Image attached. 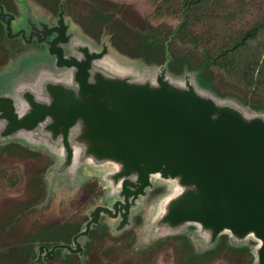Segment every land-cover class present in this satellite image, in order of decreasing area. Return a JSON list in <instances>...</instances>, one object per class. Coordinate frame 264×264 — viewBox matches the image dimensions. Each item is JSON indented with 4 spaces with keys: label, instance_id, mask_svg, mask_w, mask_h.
Returning a JSON list of instances; mask_svg holds the SVG:
<instances>
[{
    "label": "water",
    "instance_id": "obj_1",
    "mask_svg": "<svg viewBox=\"0 0 264 264\" xmlns=\"http://www.w3.org/2000/svg\"><path fill=\"white\" fill-rule=\"evenodd\" d=\"M18 1L11 10L0 2L5 34L26 43L13 44L0 64V151L18 143L48 154L40 172L45 199L69 167L104 166L96 176L108 188L101 196L110 199L89 210L72 243L40 244L29 264L51 259L59 247L85 261L94 227L133 233V212L159 179L176 189L159 201L154 225L167 234L153 244L186 236L197 254L216 249L225 234L223 245L247 248L251 264H264V108L219 92L202 79V67L172 70V36L159 60L125 49L106 25L99 33L89 30L66 0L57 11L36 1L41 14L27 9L23 20ZM29 1L21 0L24 10ZM35 40L39 45L29 44ZM11 73L14 78L5 76ZM84 171L77 174L89 176ZM83 176V185L94 179ZM105 217L115 220L113 227ZM188 224L209 239L204 250L189 232L177 231Z\"/></svg>",
    "mask_w": 264,
    "mask_h": 264
},
{
    "label": "trees",
    "instance_id": "obj_2",
    "mask_svg": "<svg viewBox=\"0 0 264 264\" xmlns=\"http://www.w3.org/2000/svg\"><path fill=\"white\" fill-rule=\"evenodd\" d=\"M56 1L57 4L60 2ZM123 1L125 0H67V4L73 3L77 9L81 7L87 10L89 30L95 32L102 30L104 25L108 26L119 44L127 14L139 19V22L130 27L134 34L129 37L133 42L130 48L159 60L165 59L166 41L172 36L169 41L173 56L169 65L172 70L180 71L187 63L202 67V79L214 82L219 90L242 89L245 94L252 93L253 97L264 91V0H145L144 11L125 5ZM58 8L59 6L54 11ZM93 23L97 26H93ZM175 31L176 34H173ZM215 68L222 72L225 80L217 77ZM222 91L221 93L227 92ZM243 96L241 95L243 99L264 108L263 96L259 97L261 101ZM17 151L37 155L18 143H10L0 151V246H10L2 251L4 247H0V264H13L14 260L29 264L37 256L36 250L40 244L51 247L56 243H72L73 236L88 219L85 217L80 221L65 220L38 225L34 223L23 229L24 209L40 202L45 190L39 169L36 168L30 172V180L34 185L30 196L19 203L13 201L14 198H8L9 193L22 192L28 178L21 164L5 161L9 152L13 154ZM132 235L131 231H126L114 238L112 243L105 244L104 253L109 256L118 251L125 254ZM108 236L104 226L92 228L85 244V257L94 247L102 244V238L105 243ZM175 237L177 243L176 257L172 258L174 264H217V261L225 262L241 257L246 251L250 256L248 264L253 260L249 249L223 245L228 238L225 234L216 249L197 254H193L186 236ZM12 239H17V243H11ZM161 240L156 242V246L162 244L160 242L164 240ZM54 255L60 256L64 264H90V259L83 261L79 253L64 252L62 247L57 248ZM170 260L162 264H172L174 261ZM47 263L41 259L37 264Z\"/></svg>",
    "mask_w": 264,
    "mask_h": 264
},
{
    "label": "rangeland",
    "instance_id": "obj_3",
    "mask_svg": "<svg viewBox=\"0 0 264 264\" xmlns=\"http://www.w3.org/2000/svg\"><path fill=\"white\" fill-rule=\"evenodd\" d=\"M41 2L43 5L47 6L50 10H55L57 6H59V2L57 4L56 0H30L29 4L30 6H26V9H23L21 0H19L20 8L21 11L18 13L19 17L17 19L23 20L25 19V15H27V9L35 12L36 14H41L43 6L39 5L37 2ZM28 2V1H27ZM17 3V2H16ZM125 5H129L131 7L137 8V10L144 11L146 9L145 0H125L123 1ZM30 7V8H29ZM66 9L71 12V14L79 20H84L87 23L86 15H87V10L79 7L78 9L76 8L75 5L72 4H65ZM17 9H19V6L17 4ZM45 10V8H44ZM127 18L125 20V24H123V30L120 35V45H122L125 49L136 52L130 48L132 45V41L129 39L131 37V34H133V31L131 30L132 26H134L137 21L139 22V19H135L134 16H130L129 13L127 14ZM88 25V24H87ZM0 26H2L0 22ZM93 26H97L96 23H93ZM131 27V28H130ZM103 29V28H102ZM102 30H95V32H101ZM106 32L108 34H112V31L108 26H106ZM3 39L1 38L2 33L0 32V46L1 43L6 46L5 49L9 51V49H12L14 46L13 44H26L22 39L13 37L9 38L7 36V33L5 34L4 29H3ZM114 36V35H113ZM170 38V37H169ZM3 40V42H2ZM119 42V41H118ZM30 45H39V43L35 40L32 43H29ZM135 47V46H134ZM8 51L6 53L2 52L0 50V53L4 56V62H6L7 56H8ZM28 60H33L35 59L34 57H27ZM1 64V63H0ZM192 66V65H191ZM195 67V66H192ZM216 69V68H215ZM216 75L219 79L225 80V76L222 75V72L219 69L215 70ZM11 74H6L5 76L9 75V77L12 75ZM15 74H13L11 77L14 78ZM10 77V78H11ZM11 78V79H12ZM228 82V80H227ZM230 83V81H229ZM3 83L0 82V85ZM217 90L221 92L222 90H219L217 85L215 84ZM232 92L236 93L238 95H246L250 99H254L256 101H261L260 98L264 97V91H262L261 95L253 97L252 93H247L245 94L243 90H234V89H226L222 92ZM226 93V92H225ZM243 96V97H244ZM245 96V97H246ZM263 96V97H262ZM260 97V98H259ZM253 103V102H251ZM22 146V145H21ZM24 147V146H23ZM26 148V147H24ZM28 149V148H27ZM31 152L37 153V155H28L26 152H23V154L19 153H13L9 152L5 157V161H12L13 163H19L22 165L23 172L28 176L23 191L22 192H12L9 193L8 198H14L13 201H16V203H19L20 201H25L28 196L31 194L32 188L34 189V185L32 184L30 180V172L33 169H39V173L43 170H45L48 167L49 164V159L50 157L46 152L43 151H35L28 149ZM21 155V156H20ZM81 167V168H80ZM77 167V171H84L85 174H77L76 167L72 166L69 167L65 173L62 174L61 177H59V182L56 179L54 183H52V188L50 195H48L47 199L43 197L41 198L40 202L38 204H34L31 207H27L24 209V205L22 209L23 211V220H22V226L24 228H28L32 226L34 223L35 225H38L40 223H54L57 221H65V220H82L85 217H89V210L93 208L96 204L101 203L105 204L110 201V199H106L105 195L102 194L101 196V191H107L108 188L106 186V182L100 178L97 179L96 174L101 177L103 176V170L104 166L100 167H88L87 172H86V166L82 167ZM105 169H107L105 167ZM84 175V176H83ZM91 175H93L94 179L88 181L86 184H82L83 180L82 177L88 178ZM97 179V181H96ZM155 186L149 190L148 194L141 197L140 203L138 206L135 208L133 212V235L131 236V241L130 243L133 245H129L125 249V254L121 253L120 251L115 252L114 254H111L109 256L108 254L104 253L105 249V244L112 243L114 241V238H118V233H115L114 230L112 229V234L108 232V240L104 243V239L102 238L101 243L98 244L97 248L94 247L93 251L88 254L85 257V261H88L90 259V264H138V262H142V264H162L165 262L172 261L174 257H176V250H175V245H176V237L171 236V237H166L162 239L160 242L162 243L161 245H157V243L153 244V241L160 236H163L167 234L164 229L160 228L157 229L155 227V219H157L158 216L157 214V209L159 206V201L160 199L165 195L169 193H172L175 191L176 186L173 185L169 180H155ZM43 183V182H42ZM95 187V191L93 192L92 195L88 194V189L91 187ZM106 186V187H105ZM10 205H8L9 207ZM17 209V208H16ZM138 215V216H137ZM137 216V218H136ZM156 216V217H155ZM105 221L113 227L114 219L105 217ZM21 226V228H22ZM186 230L187 232L190 233L194 244L198 250H204L208 244L207 237L205 235H201L200 233V227L193 225V224H188L185 227H182V229H179L177 231L182 232ZM12 236V234H10ZM166 239V240H165ZM17 239H12L11 243L16 244ZM247 241L250 242H256L255 240L249 238ZM4 248H2V247ZM0 247L2 250H7L10 246L9 245H4L2 244ZM250 251V250H249ZM142 254V255H141ZM243 256V257H242ZM241 257H236V258H231L229 261L225 262H218L217 264H248V252H243ZM174 261V260H173ZM13 264H22V262L18 261H12ZM47 264H64L62 262V258L58 255H53V257L49 260H47ZM172 262V264H174Z\"/></svg>",
    "mask_w": 264,
    "mask_h": 264
},
{
    "label": "flooded vegetation",
    "instance_id": "obj_4",
    "mask_svg": "<svg viewBox=\"0 0 264 264\" xmlns=\"http://www.w3.org/2000/svg\"><path fill=\"white\" fill-rule=\"evenodd\" d=\"M0 2L3 3V4L5 5V9H6V10H11V9L14 7L13 0H0ZM0 32L2 33L1 38L3 39V34H4V33H3V26H0ZM2 42H3V40H2ZM5 48H6V46H4L3 43H1L0 50H1L2 52L6 53L8 50L5 49ZM3 58H4V56L0 53V63L3 62V60H4ZM158 176H159V174H158ZM153 178H157V177L154 175ZM94 191H95V187L93 186V187H91L90 189H88V194H89V195H92ZM100 204H101V203H100ZM105 204H106V203H105Z\"/></svg>",
    "mask_w": 264,
    "mask_h": 264
},
{
    "label": "bare ground",
    "instance_id": "obj_5",
    "mask_svg": "<svg viewBox=\"0 0 264 264\" xmlns=\"http://www.w3.org/2000/svg\"><path fill=\"white\" fill-rule=\"evenodd\" d=\"M156 177H159L158 174H155ZM81 237L77 238V241H80Z\"/></svg>",
    "mask_w": 264,
    "mask_h": 264
}]
</instances>
